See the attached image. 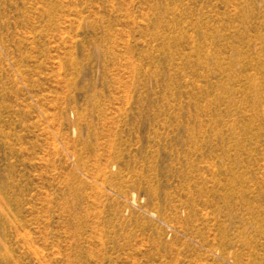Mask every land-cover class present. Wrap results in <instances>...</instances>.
<instances>
[{
	"label": "rangeland",
	"instance_id": "obj_1",
	"mask_svg": "<svg viewBox=\"0 0 264 264\" xmlns=\"http://www.w3.org/2000/svg\"><path fill=\"white\" fill-rule=\"evenodd\" d=\"M0 264H264V0H0Z\"/></svg>",
	"mask_w": 264,
	"mask_h": 264
}]
</instances>
